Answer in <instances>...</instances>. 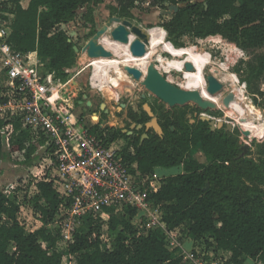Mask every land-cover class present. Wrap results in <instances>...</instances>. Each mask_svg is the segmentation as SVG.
<instances>
[{
    "label": "trees",
    "instance_id": "trees-1",
    "mask_svg": "<svg viewBox=\"0 0 264 264\" xmlns=\"http://www.w3.org/2000/svg\"><path fill=\"white\" fill-rule=\"evenodd\" d=\"M11 1L14 18L9 43L22 52L37 51L46 59V68L65 81L68 76L65 68L76 58V44L60 26L85 8L95 27L93 7L103 0ZM114 1L130 13L129 8L137 0ZM205 1L206 5L193 0L151 3L178 6L172 20L166 23L173 36L189 33L204 38L220 34L242 46H264V0ZM263 70L264 56L259 64V71ZM4 101L0 87V103ZM187 113V109H182L175 116L187 124L190 120ZM168 117L167 114L160 117L163 135L154 132L151 137L148 133L141 145L142 135L132 138L117 130L110 131L109 140L122 136L131 140L134 152L128 151L127 158L135 163L134 171L143 175L151 176L157 168L183 166L181 173L165 176L161 187L150 194L162 208L168 230L187 225L186 236L195 243L205 238L212 251L228 254L223 264H244L247 258L253 264H264V212L248 201L223 202L220 191L212 186L211 174L223 167L225 159L238 154L239 146L222 129L211 130L208 121L200 120L190 128L180 122L176 128L167 124L171 118ZM4 125L0 119V159L9 160L12 152L26 148L22 163L26 166L38 163L40 155L32 156L37 145L26 147L30 136L19 123L15 124L17 133L11 138L10 149L6 148L1 133ZM198 150L206 154L207 162L195 157ZM207 183L209 188L204 189ZM37 189L34 195L25 194L23 199L16 193L9 197L0 189V264H188L187 253L178 254L168 247L163 230L138 235L131 218L122 215H111L108 221L113 243L102 246L101 223L88 220L76 232L74 242L59 249L60 232L52 227V222L62 198L51 182L40 180ZM21 205L32 209L35 218L42 222L39 228L30 231L20 221ZM127 212L133 216L136 209Z\"/></svg>",
    "mask_w": 264,
    "mask_h": 264
},
{
    "label": "built area",
    "instance_id": "built-area-1",
    "mask_svg": "<svg viewBox=\"0 0 264 264\" xmlns=\"http://www.w3.org/2000/svg\"><path fill=\"white\" fill-rule=\"evenodd\" d=\"M12 7L11 0H0V87L5 98L0 103V119L5 122L1 133L6 148L10 149L11 138L17 133L15 124L19 123L30 136L26 147L37 145L32 156L40 155V160L35 165L22 163L26 148L12 152L9 160L28 170L32 178L29 186L33 189L32 194L26 192L28 196L37 192L40 180L51 182L61 196L62 202L52 222V227L60 232L57 246L73 243L76 232L88 220L93 224L101 223L102 246L113 243L108 226L111 215L131 218L138 235L161 229L168 240L173 230H168L162 208L150 198V194L161 187L165 176L157 170L151 176L134 171L136 165L127 158L123 140L110 141L107 126L99 120L89 121L90 113L75 112L74 99L64 94L63 85L67 83L46 68V59L37 51L22 52L9 43L14 18ZM209 39L220 51L217 69L221 73L249 59L244 48L221 36ZM65 71L70 69L65 68ZM6 161L0 159V172ZM20 183L17 181L15 186L9 182L2 190L10 197L17 194ZM26 208L32 211L21 205L20 221ZM134 208L136 212L130 216L127 211ZM93 235L95 237L96 233ZM187 255L188 264H207L206 252L198 247ZM223 261L215 260L212 251L210 264H223Z\"/></svg>",
    "mask_w": 264,
    "mask_h": 264
},
{
    "label": "rangeland",
    "instance_id": "rangeland-1",
    "mask_svg": "<svg viewBox=\"0 0 264 264\" xmlns=\"http://www.w3.org/2000/svg\"><path fill=\"white\" fill-rule=\"evenodd\" d=\"M193 1H199L205 5L207 4L205 0ZM151 2L152 0H137L134 7L129 8L130 13H127L118 6L116 1L103 0L93 7V13L94 10L98 12L97 16L101 25L100 27L106 25L111 17L117 16L128 19L145 29L149 36H152V30L160 27L163 28L166 33V41L170 42L176 48H186L189 51L198 50L209 53L212 62L204 68L203 73L205 76L216 73L225 83L224 90L220 93L219 97L233 90L241 99L238 104L242 106L244 101L253 104L260 116L259 119L255 120V116L247 123L239 122L238 118L231 114L230 110L223 107L220 98L217 97L215 98L217 107L214 109H199L194 103H189L185 106H169L149 92L142 84L141 80H135L127 73L124 67L127 65L123 63L126 58H124L122 54L117 53V51H125L128 45L112 40L109 32L102 35L100 39L106 46L107 43L113 44L110 49L114 52V56L91 60L87 55L82 53L81 48L95 34H93L92 31H97L100 27L96 29L92 26L90 14L86 12L85 8L78 10L73 19L65 23L64 27L63 25L60 26V28L62 27L67 32H70V38L76 46L79 47V51L76 52L75 61L69 67L70 71L67 72L68 76L65 83L69 84L63 88L65 91H63L64 94L66 96L70 95V97L74 99L75 112L83 115L90 113L88 116L89 121L99 120L100 123L107 126L111 132L117 130L121 131V133H129L133 123L138 122L147 124L150 122L151 117L144 109V103L151 105L158 122H160V117H162L163 114H167L169 116L168 118L171 117L170 121H167V124L170 123L171 126L176 128L180 126L181 121L177 120L175 114L182 109H187V111L192 113L198 111L197 116H189L190 120L187 124L181 122L185 128H190L194 124H197L202 114L216 120H223L226 124L220 129L233 138L236 146H239L240 150L237 149V152H239L238 154L225 159L223 167L219 170H215L211 174L212 186L220 191L223 202L237 203L239 201H248L256 210L264 212V70L262 72L259 71V64L264 56V46H242L235 40L227 38L224 35H214L221 36L224 40L245 48L249 54V59L247 61L240 62L230 71L221 73L217 69L220 51L213 47V43L209 39L210 36L196 38L189 33L175 36L171 35L170 31L166 28V23L172 20L174 11L171 10L169 5L154 6ZM180 5H184V3ZM114 26H116V23L112 22L111 28ZM131 37L134 38L135 35L132 34ZM158 55L166 58L167 65L172 69L171 72H164L161 70L162 73L173 84L185 88L183 85L186 79V70L184 67L186 61L185 55L175 56L164 49L163 44H159L157 49L148 57V64L153 63L158 67L160 64L157 61ZM141 58L142 57L136 59ZM99 60L115 61L118 63L117 66L108 70V75L105 78V81L111 84V91L100 89L93 84L94 65L91 66L90 64H93V61ZM228 73H234L238 80L232 81L230 78L225 77V74L227 75ZM227 81H231L232 85L227 84ZM144 94L146 95L145 98H143ZM85 108H87L88 111H85ZM94 113H96L97 118L94 117ZM238 123L242 129L249 130L251 135L255 136V138L252 139L249 136H245L238 127ZM230 124H233L231 129L228 127ZM146 132L149 133L151 137L154 136L153 128L150 127ZM162 135L163 134H161V136ZM119 139L123 140L126 152H134L133 145H130L132 144L130 139L124 136L119 137ZM195 157L200 162L208 161V157L201 150L195 152ZM2 168L0 172V189L9 182L17 186V181H19L22 186L17 190L18 197L23 199L26 192L32 194L31 192L33 189L29 186L32 178L29 176L25 166L22 164L16 165L15 161L12 159L7 160L2 165ZM159 171H161V173L175 175L183 171V166L170 169L163 168ZM21 221H23L26 228L30 231L39 228L41 225L37 222L38 219L35 218L32 211L27 208L24 209L21 214ZM186 227L187 225H183L176 230L174 229L172 234L167 237V244L175 252L177 251L178 254L189 253L194 250V248L198 247L206 252L207 256L205 257V262L210 264L212 260V246L208 247L205 238L195 243L192 238L186 236ZM58 247L59 249L65 248L61 244L58 245ZM214 258L219 262L224 260V257L216 253H214Z\"/></svg>",
    "mask_w": 264,
    "mask_h": 264
},
{
    "label": "water",
    "instance_id": "water-1",
    "mask_svg": "<svg viewBox=\"0 0 264 264\" xmlns=\"http://www.w3.org/2000/svg\"><path fill=\"white\" fill-rule=\"evenodd\" d=\"M171 10L176 12L178 6L171 5ZM112 22L116 23V26L111 28ZM109 32L112 40L128 45V50L133 56L142 57L148 51V45L150 44V36L148 32L141 28L140 26L134 24L128 19H123L121 17L113 16L110 21L99 28L97 32L82 46L81 51L85 53L91 60L98 57H111L114 56L112 49L108 48L103 41H101V36ZM135 37H131V35ZM76 52L79 51L78 46H74ZM127 73L131 75L135 80H141L145 88L155 95L159 100L168 104L171 107L174 106H185L189 103H194L201 109L207 110L209 108L214 109L217 107L216 100L213 98H220V101L224 108L228 109L232 105L231 103L238 99L236 93L232 90L227 94L220 96V93L224 90L225 83L218 78L214 73L207 76L203 75L204 87L206 91L212 96V99L205 97L202 94L200 88L186 89L178 85L173 84L167 77L160 71L153 63L148 64L146 72H143L137 66H124ZM185 68L187 71H195L196 67L191 61L185 62ZM227 84L232 85L231 81H227ZM146 95H143L145 98ZM144 109L151 117L150 122L146 124L147 128H153L158 134H162V127L155 116L152 107L148 103H144ZM203 121H208L211 130L220 129L226 123L223 120H216L210 116L203 115L201 117ZM240 120H244L241 118ZM241 132L245 136H249L252 139L255 136L251 135L249 130H244L241 128L240 124H237ZM142 125H139L141 127ZM233 124L228 125L231 129ZM145 134L143 137H146ZM209 183L204 189L209 188Z\"/></svg>",
    "mask_w": 264,
    "mask_h": 264
},
{
    "label": "bare ground",
    "instance_id": "bare-ground-1",
    "mask_svg": "<svg viewBox=\"0 0 264 264\" xmlns=\"http://www.w3.org/2000/svg\"><path fill=\"white\" fill-rule=\"evenodd\" d=\"M152 36H150V44L148 45V51L145 54V56H142L141 59H136L140 57L134 58L128 48L123 51L119 50L117 53L122 54L126 60H124V64L127 66H137L143 72H146V68L148 66V57L157 49V46L159 44H163V48L171 52L172 54L176 55H185L186 61H191L195 67V71H187L185 68V82H184V87L186 89H194V88H200L202 91V94L207 97L212 99V97L209 95V93L206 91V88L204 87V79H203V71L204 68L210 64L211 61V56L209 53L204 52V51H189L186 48H176L174 47L170 42H167L165 39L166 33L163 28H157L155 30L151 31ZM113 44H108L107 47H112ZM162 48V47H161ZM117 50V49H116ZM188 51V52H187ZM131 55H130V54ZM112 57V56H111ZM101 58V57H98ZM97 58H94L92 60H95ZM157 61L160 63L159 68L164 71V72H171V67L167 65V59L164 58L161 55H158ZM185 61V62H186ZM117 62L115 61H105V60H99V61H93L94 65V75H93V84L98 86L100 89L111 91L110 86L111 84L107 81H105L106 76L108 75V70L112 68V66L116 65ZM185 67V66H184ZM225 77L230 78L232 81L238 80L237 76L234 73H228L227 75L225 74ZM96 79V80H95ZM105 81V82H104ZM104 82V83H103ZM69 84V83H68ZM64 86H67L65 84ZM234 86V85H233ZM63 87V86H62ZM243 94V93H242ZM56 96H58V93L56 92ZM215 99V98H213ZM241 99L238 97L235 101L231 103V107L228 108L230 110L231 114L234 115L236 118H238V121L241 123H247L248 121H251L255 116V120L259 119V114L254 108V105L245 102L241 106L238 104V102ZM95 118H97V115H94ZM241 118H244V120H240ZM95 121V120H94Z\"/></svg>",
    "mask_w": 264,
    "mask_h": 264
},
{
    "label": "flooded vegetation",
    "instance_id": "flooded-vegetation-1",
    "mask_svg": "<svg viewBox=\"0 0 264 264\" xmlns=\"http://www.w3.org/2000/svg\"><path fill=\"white\" fill-rule=\"evenodd\" d=\"M91 66L93 65L92 63L90 64ZM118 65V63L116 64V65H114V66H112V68L113 67H115V66H117ZM96 80V79H95ZM199 109H200V107H199ZM204 110V109H203ZM197 114H198V111H194L193 113L192 112H190V111H188V113H187V117H189V116H193V115H195V116H197ZM204 114H202L201 116H200V119H199V121L200 120H202L201 119V117L203 116ZM198 121V122H199ZM203 121V120H202ZM160 124V123H159ZM139 125H142L141 127H139ZM161 125V124H160ZM162 127V126H161ZM148 129L149 128H147V126H146V124L144 123V124H142V123H137V122H135V123H133L132 125H131V130H130V132L129 133H127L130 137H132V138H134V137H138L139 135H142L141 136V139H140V145L143 143V141H144V139L145 138H148V133L146 132V131H148ZM154 130V129H153ZM162 131H164L163 130V128H162ZM154 132H156L155 130H154ZM157 133V132H156ZM147 135L146 137H143L144 135ZM162 134H163V132H162Z\"/></svg>",
    "mask_w": 264,
    "mask_h": 264
},
{
    "label": "crops",
    "instance_id": "crops-1",
    "mask_svg": "<svg viewBox=\"0 0 264 264\" xmlns=\"http://www.w3.org/2000/svg\"><path fill=\"white\" fill-rule=\"evenodd\" d=\"M98 12L97 11H95L94 10V13H93V17H94V23H95V28L97 29V27H100L101 25H100V23H99V18H98ZM93 26V25H92ZM101 28V27H100ZM98 30V29H97ZM97 32V31H96ZM85 55V54H84ZM68 84V83H67ZM64 86V85H63ZM64 87H66V86H64ZM160 169H163V168H157L156 170L159 172V174H162V175H164V176H169L170 174H166V173H161V171H159ZM168 169H170V168H168ZM37 222H39L41 225H42V222L40 221V220H38ZM40 225V226H41ZM213 253H216V254H218V255H220L221 257H223L224 256V261H226L227 260V258H228V254L226 253V252H224V251H213ZM215 259V258H214ZM221 262V261H220ZM247 263H249V264H253L254 263V261L251 259V258H247L246 259V261L244 262V264H247Z\"/></svg>",
    "mask_w": 264,
    "mask_h": 264
}]
</instances>
